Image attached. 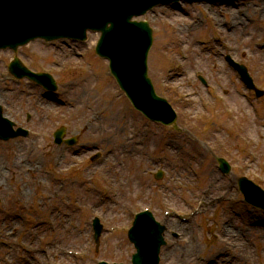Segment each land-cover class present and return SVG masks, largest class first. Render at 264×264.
Instances as JSON below:
<instances>
[{"label": "rangeland", "instance_id": "1", "mask_svg": "<svg viewBox=\"0 0 264 264\" xmlns=\"http://www.w3.org/2000/svg\"><path fill=\"white\" fill-rule=\"evenodd\" d=\"M138 20L154 31L149 77L181 132L132 107L95 54L98 34L19 49L25 65L55 78L54 93L16 80L8 71L15 54L0 53V106L30 131L0 140V264H131L127 233L146 208L162 224L190 223L186 234L168 226L161 264H264V214L238 187L246 178L264 190V97L249 93L226 60L248 67L264 90V0L170 5ZM62 127L77 146L54 144ZM218 158L232 167L229 176ZM96 217L104 225L99 248ZM188 242L191 260L178 262Z\"/></svg>", "mask_w": 264, "mask_h": 264}, {"label": "water", "instance_id": "2", "mask_svg": "<svg viewBox=\"0 0 264 264\" xmlns=\"http://www.w3.org/2000/svg\"><path fill=\"white\" fill-rule=\"evenodd\" d=\"M179 1L181 0H0V50L11 47L16 51L19 46L39 38L46 41L61 38L85 40L88 30L101 32L97 53L110 61L113 76L135 108L154 121L173 125L176 122L175 112L164 99L156 95L148 77L147 57L153 42L152 30L145 22L136 23L131 20L157 5ZM237 69L242 76L247 77L244 67ZM10 71L18 79L28 77L51 91L57 89L50 76L32 74L18 60L10 66ZM0 122L7 126V134L0 132L1 139L7 141L27 136L23 130L13 132V124L2 117L1 107ZM67 143L74 145L75 141ZM219 162L226 172L229 171L224 160ZM240 189L249 204L264 210L263 191L247 180L240 181ZM95 230L98 241L102 227L97 221ZM162 232L163 229L155 223L152 215L137 217L134 228L129 233L130 241L137 249L133 264H158L159 251L164 245Z\"/></svg>", "mask_w": 264, "mask_h": 264}, {"label": "bare ground", "instance_id": "3", "mask_svg": "<svg viewBox=\"0 0 264 264\" xmlns=\"http://www.w3.org/2000/svg\"><path fill=\"white\" fill-rule=\"evenodd\" d=\"M234 1H231V3H233ZM207 4V3H206ZM221 4H227V5H230V1L228 0L227 1V3H221ZM233 28H236V27H233ZM232 28V29H233ZM36 40V39H35ZM32 43L33 42H36V41H31ZM23 47H25V45H22V46H19L16 50H19V49H22ZM5 50H12V48L11 47H6L5 48ZM203 203H205V205H207V203H210L209 202V200H206V201H204ZM201 206H203V205H201ZM174 221V220H173ZM251 221L252 222H254L255 221V219L254 218H251ZM171 222L172 221H169V220H167V221H165V222H163V228H164V236L168 233V226H171ZM172 223H175V222H172ZM188 225H190V223L189 222H187V223H183V222H176L175 223V227L177 228V229H179L180 231H183L184 233L185 232H187L186 230H187V226ZM186 234V233H185ZM223 234H225L227 237L231 234V232L229 231V230H225L224 232H223ZM165 238H166V236H165ZM165 241H166V239H165ZM167 245V242H165V246ZM188 246H186L185 248H182V249H180L181 250V252L180 253H178L179 254V256L177 257V261L178 262H183L186 258H189L190 256H191V254H192V251H193V249H194V244L192 243L191 244V242H188V244H187ZM241 246V247H240ZM240 246H238V252L239 253H241L240 254V258H241V260L243 261V259H248V257H249V254L247 253V251H246V245H240ZM244 247H246L245 248V250L243 249ZM179 250V251H180ZM162 251V250H161ZM240 258H238V259H240ZM186 260H191V259H186Z\"/></svg>", "mask_w": 264, "mask_h": 264}]
</instances>
